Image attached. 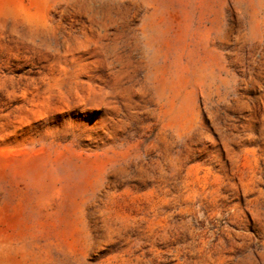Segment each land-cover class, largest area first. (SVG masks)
Wrapping results in <instances>:
<instances>
[{"label":"rangeland","instance_id":"rangeland-1","mask_svg":"<svg viewBox=\"0 0 264 264\" xmlns=\"http://www.w3.org/2000/svg\"><path fill=\"white\" fill-rule=\"evenodd\" d=\"M0 264H264V0H0Z\"/></svg>","mask_w":264,"mask_h":264}]
</instances>
